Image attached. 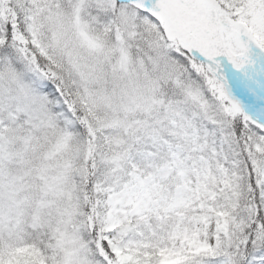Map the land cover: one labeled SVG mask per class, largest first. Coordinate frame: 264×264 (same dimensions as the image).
<instances>
[{"label":"snow or ice","instance_id":"6c2138e0","mask_svg":"<svg viewBox=\"0 0 264 264\" xmlns=\"http://www.w3.org/2000/svg\"><path fill=\"white\" fill-rule=\"evenodd\" d=\"M0 264H264V0H0Z\"/></svg>","mask_w":264,"mask_h":264}]
</instances>
